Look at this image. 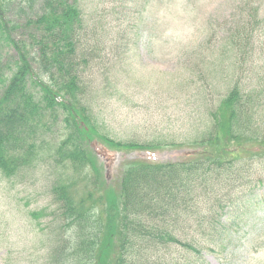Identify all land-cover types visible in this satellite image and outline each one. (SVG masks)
I'll return each instance as SVG.
<instances>
[{
  "label": "trees",
  "instance_id": "1",
  "mask_svg": "<svg viewBox=\"0 0 264 264\" xmlns=\"http://www.w3.org/2000/svg\"><path fill=\"white\" fill-rule=\"evenodd\" d=\"M14 1L0 0V43L17 54L8 65L11 72L0 73V172L5 177L36 163L41 152L36 136L46 127L44 118L52 122L58 115L83 141L96 140L106 149L129 153L173 146L113 142L94 132L100 92L111 85L119 58L106 56L94 41L93 30L101 23L88 27L81 0H25L28 9L37 6L25 19L26 40L11 36L17 28L8 19ZM247 9L227 29L206 68L200 105L210 117L201 120L207 129L198 130L189 144L194 152L175 162L125 161L115 188L98 180L86 198L77 199L68 184L55 181L53 216L70 235L55 241L47 264H197L203 252L227 248L231 231L255 199V187L264 186V14L260 3ZM101 36L110 42L104 29ZM212 92L220 97L217 112L208 100ZM222 111L226 142L220 139L221 117H215ZM53 152L62 168L69 163L87 167V154L68 137Z\"/></svg>",
  "mask_w": 264,
  "mask_h": 264
},
{
  "label": "rangeland",
  "instance_id": "2",
  "mask_svg": "<svg viewBox=\"0 0 264 264\" xmlns=\"http://www.w3.org/2000/svg\"><path fill=\"white\" fill-rule=\"evenodd\" d=\"M24 1L15 0L8 12V19L17 27L11 32L16 40L28 37L25 19L37 8L28 9ZM247 1L81 0L88 27L101 23L93 30L94 41L106 56L116 53L119 58L111 85L100 92L94 132L113 142L136 140L173 146L129 153L106 149L96 140L83 141L84 137L60 122L59 115L52 122L44 118L46 127L36 136L41 151L36 163L11 178L0 172V264H47L55 241L59 238L62 242L70 235L59 229L53 216L56 205L50 189L55 181L68 184L77 199L86 198L98 180L115 188L125 161L175 162L194 152L189 144L200 134L198 130L207 129L201 120L210 117L202 113L200 87L206 83L205 72L216 56L215 47L248 7L260 3L264 14V0H253L254 5H246ZM102 29L110 41L107 44ZM111 50L115 52L108 55ZM16 58L14 50L0 43L1 74L11 72L8 65L13 66ZM211 94L208 100L217 112L220 97ZM219 115L220 139L226 142L227 118L224 111L215 117L219 119ZM66 137L87 154V167L69 163L62 168L57 164L53 148ZM253 194L255 199L246 208L243 221L231 231L227 248L203 252L197 264H264V186L255 187Z\"/></svg>",
  "mask_w": 264,
  "mask_h": 264
}]
</instances>
